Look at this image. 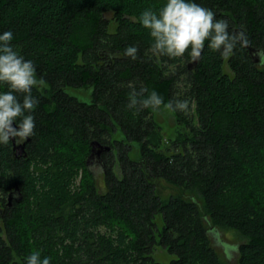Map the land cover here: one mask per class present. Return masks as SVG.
I'll return each instance as SVG.
<instances>
[{"label": "trees", "instance_id": "trees-1", "mask_svg": "<svg viewBox=\"0 0 264 264\" xmlns=\"http://www.w3.org/2000/svg\"><path fill=\"white\" fill-rule=\"evenodd\" d=\"M165 2L0 0V34L13 32V48L45 81L32 89L24 154L0 144V264H26L34 251L50 264H161L156 247L168 264H229L214 231L238 236L236 264H264V0H193L250 47L224 57L206 41L192 68L188 53H154L139 21ZM82 89L89 102L68 92ZM133 89L189 101L171 111L174 138H163L151 108L127 107ZM92 143L103 148L99 183ZM161 181L179 195L163 200Z\"/></svg>", "mask_w": 264, "mask_h": 264}, {"label": "clouds", "instance_id": "clouds-1", "mask_svg": "<svg viewBox=\"0 0 264 264\" xmlns=\"http://www.w3.org/2000/svg\"><path fill=\"white\" fill-rule=\"evenodd\" d=\"M139 21L149 30L152 38V51L160 55L177 58L188 53L191 62L199 61L205 42L208 47L221 52L224 57L234 54L237 45L250 47V41L243 32L230 33L229 24L224 19H216V14L193 0H166L159 10H144ZM12 31L0 34V83L9 86V90L0 93V144L9 145L12 138L16 143H23L34 135L35 118L32 114L39 101L32 95V89L43 86L45 81L37 78L33 61L25 58L13 48ZM190 49V52H189ZM138 48L129 46L125 55L137 59ZM147 93V95H146ZM164 107L170 111L186 112L189 101L169 100L155 90L139 91L133 89L127 107L136 111ZM17 127H13L17 122ZM26 264H50V258L41 259L39 251L27 257Z\"/></svg>", "mask_w": 264, "mask_h": 264}, {"label": "rangeland", "instance_id": "rangeland-1", "mask_svg": "<svg viewBox=\"0 0 264 264\" xmlns=\"http://www.w3.org/2000/svg\"><path fill=\"white\" fill-rule=\"evenodd\" d=\"M110 18L111 15H108ZM113 28H111L112 30ZM69 94L75 96L80 101L89 102L90 100V90H68ZM152 110L154 121L159 125L162 129L163 138L166 140L174 138V131L176 127V120L174 115L170 110L164 108L163 106L159 110ZM131 157L133 159H137L138 157L135 154H132ZM90 167L95 175L96 183L101 181V172H100V164L96 160H91ZM158 195L166 200L171 196L179 195L178 190L169 184L161 181L158 184L157 188ZM211 240L214 249L220 255L221 258L229 262V264H236L237 255L236 252L232 248H236L237 244H239L240 239L237 235H234L231 232H217L214 231L211 234ZM155 261L161 264H168L172 259L170 255L166 252V250L156 247L152 254Z\"/></svg>", "mask_w": 264, "mask_h": 264}, {"label": "water", "instance_id": "water-1", "mask_svg": "<svg viewBox=\"0 0 264 264\" xmlns=\"http://www.w3.org/2000/svg\"><path fill=\"white\" fill-rule=\"evenodd\" d=\"M249 54H250V57H251L252 61L254 62V64H259L260 63V59H261L260 55L261 54L258 51L250 48L249 49ZM196 62L197 61L191 62L189 64L188 68H192L193 66H195ZM13 127H16L15 124H13ZM10 141L12 142L13 150L15 151V155L16 156L23 155L24 154V144L22 143V144L17 145L16 142H15L16 141L15 138H12ZM91 146H92V153L89 156V158L87 159V164H88V162L90 163L91 160H96L100 164L101 163L100 162L101 161L100 160V155L102 153V149L103 148L101 146H99L97 143H92ZM104 150H108V148L105 147ZM15 193H17V191H15V192H13V193H11L9 195V197H8V205L11 204V200L13 198H16Z\"/></svg>", "mask_w": 264, "mask_h": 264}]
</instances>
